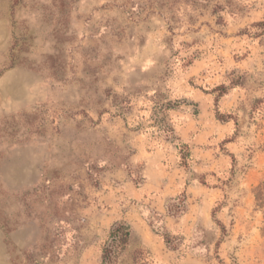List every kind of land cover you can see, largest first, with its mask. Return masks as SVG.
<instances>
[{
	"label": "rangeland",
	"instance_id": "obj_1",
	"mask_svg": "<svg viewBox=\"0 0 264 264\" xmlns=\"http://www.w3.org/2000/svg\"><path fill=\"white\" fill-rule=\"evenodd\" d=\"M0 264H264V0H0Z\"/></svg>",
	"mask_w": 264,
	"mask_h": 264
},
{
	"label": "trees",
	"instance_id": "obj_2",
	"mask_svg": "<svg viewBox=\"0 0 264 264\" xmlns=\"http://www.w3.org/2000/svg\"><path fill=\"white\" fill-rule=\"evenodd\" d=\"M183 153V160H186L187 157H189V152H186L184 150L181 151V155ZM131 232L128 226L125 225H119L116 228L113 229L111 232V238L112 242L116 244L117 251L115 249H112L113 246L109 247L111 248H105L104 250V259H111V257L116 254L118 251H123L127 247L129 243ZM114 253V254H112Z\"/></svg>",
	"mask_w": 264,
	"mask_h": 264
}]
</instances>
